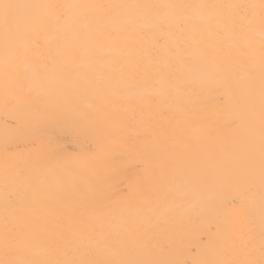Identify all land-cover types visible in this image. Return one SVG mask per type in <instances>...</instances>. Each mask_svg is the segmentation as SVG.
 Listing matches in <instances>:
<instances>
[{"label": "snow or ice", "instance_id": "1", "mask_svg": "<svg viewBox=\"0 0 264 264\" xmlns=\"http://www.w3.org/2000/svg\"><path fill=\"white\" fill-rule=\"evenodd\" d=\"M0 75L6 101L34 94L22 127L71 120L94 145H6L0 264H186L169 202L222 182L258 202L212 206L197 264H264V0H0ZM123 158L139 170L117 195Z\"/></svg>", "mask_w": 264, "mask_h": 264}, {"label": "bare ground", "instance_id": "2", "mask_svg": "<svg viewBox=\"0 0 264 264\" xmlns=\"http://www.w3.org/2000/svg\"><path fill=\"white\" fill-rule=\"evenodd\" d=\"M28 3L61 2V0H18ZM62 2H84V0H62ZM90 2L110 3L119 0H90ZM222 2V0H212ZM34 102V94L26 90L16 94L15 98L5 99V91L0 75V168L3 166L5 147L10 153L27 156L32 152V143L38 147H46L52 143L56 150L65 158L83 159L94 147L82 125L68 120L52 123L37 128L35 125L22 127V122L28 121V106ZM200 103L199 100L195 101ZM211 105V100L207 101ZM202 115H210L203 113ZM39 137V138H38ZM139 170V162L134 158H123L117 174L110 181L109 187L114 188L117 195L121 189L132 182ZM142 188V186H140ZM258 193L245 191L244 186L237 183L222 182L210 190L200 194L198 198L170 201L168 205L167 236L169 243V258L181 259L186 264H197V261L209 255L206 245L208 230L213 227L217 217L213 205H218L226 212L232 213L243 201L252 204L258 202ZM3 215V192L0 186V217ZM144 231L152 234L159 218L142 221Z\"/></svg>", "mask_w": 264, "mask_h": 264}]
</instances>
